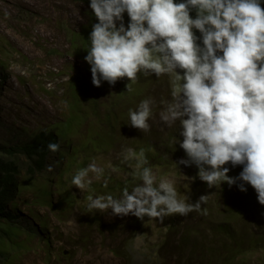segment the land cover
I'll list each match as a JSON object with an SVG mask.
<instances>
[{
	"label": "rangeland",
	"instance_id": "rangeland-1",
	"mask_svg": "<svg viewBox=\"0 0 264 264\" xmlns=\"http://www.w3.org/2000/svg\"><path fill=\"white\" fill-rule=\"evenodd\" d=\"M56 2L50 6L51 16L31 15L19 6L11 16L0 13V143L16 144L43 129H56L60 138L59 151L32 179L26 158L12 157L21 167L20 190L10 204L19 219L14 229L13 224L0 223V249L5 255L0 256V264H221L224 242L233 245L243 237L246 244L258 225L252 218L229 220L222 202L224 184L209 188L194 164H176L187 158L179 143L183 140L180 123L168 127L160 113L181 82L175 74H140L135 82L102 81L98 91L90 84H73V93L69 79L85 67L70 48L71 33L94 16L88 0ZM59 11L61 16L54 15ZM128 84L133 91H127ZM79 89L83 90L80 96ZM146 98L156 104L150 131L145 133L130 126L129 110H136ZM141 147L158 154L146 165L157 183L173 180L178 197L186 203L207 196L200 212L173 214L162 223L147 216L141 220L131 214L113 215L111 209L88 212L90 195L120 198L115 185L132 176L136 164L135 160L122 163V154L128 148L138 153ZM90 163L105 169L104 175L98 180L89 173L86 179L92 183L81 190L72 178ZM48 165L53 171H48ZM233 172L231 167L228 175ZM140 183L136 179L134 187ZM227 187L232 199L242 196L235 185ZM224 224L230 226L233 241L224 240L219 228ZM32 228L40 232L32 233ZM246 256L245 264H259V253Z\"/></svg>",
	"mask_w": 264,
	"mask_h": 264
},
{
	"label": "clouds",
	"instance_id": "clouds-1",
	"mask_svg": "<svg viewBox=\"0 0 264 264\" xmlns=\"http://www.w3.org/2000/svg\"><path fill=\"white\" fill-rule=\"evenodd\" d=\"M98 23L92 26L90 47L84 59L91 66L92 83L115 85L140 74L172 76L180 81L167 102L161 121L168 127L180 123V147L186 153L176 164L198 168L208 187L239 183L240 191L250 184L264 205V7L261 0H91ZM196 11V17L191 12ZM130 22L124 24V13ZM119 21V24L117 23ZM198 30L201 34L196 35ZM199 41H202L200 43ZM182 70V74L181 71ZM127 91L133 89L127 85ZM155 100H142L129 110L130 126L150 131ZM48 149L57 152L58 143ZM122 163L135 160L133 179L120 198L112 195L87 197L88 212L111 209L113 215L129 214L143 220L173 214L200 212L207 196L196 203L178 197L174 181L158 183L145 149L128 148ZM243 166L238 176L229 167ZM116 169H113L115 171ZM48 171L53 166L48 165ZM105 169L90 163L77 170L72 184L84 190L92 183L89 173L101 179ZM108 186V179H104ZM204 214L207 210L204 209Z\"/></svg>",
	"mask_w": 264,
	"mask_h": 264
},
{
	"label": "trees",
	"instance_id": "trees-1",
	"mask_svg": "<svg viewBox=\"0 0 264 264\" xmlns=\"http://www.w3.org/2000/svg\"><path fill=\"white\" fill-rule=\"evenodd\" d=\"M88 2L90 6L91 0H88ZM261 6L264 7V0H261ZM91 13L94 16V19L91 22L85 23L81 29L72 31L70 37V48H72L73 52L79 57L80 60H82L85 67L83 72H76L70 77L69 83H72L70 87L72 92L75 87L73 84H79L80 86L90 84V86L95 88V90L98 91L99 89V87L94 86L91 82V66L84 59V57L88 54V48L91 44L89 38L92 31V26L99 22L92 9ZM190 14L193 18L196 17L195 10H193ZM124 21V24H128L130 22L127 12L124 13ZM194 31L196 32L197 36L201 35L198 30L194 29ZM199 42L202 43V41ZM2 78L3 77L0 76V81ZM120 91H122V86L119 88V92ZM82 93L83 90L81 89L77 91L79 96L82 95ZM59 140V133L56 129H43L38 131L31 138L16 144L7 145L5 143H0V152L2 153L0 154V223L13 224L11 229H14V226L19 219L18 213H16L11 208L10 204L16 199L20 190L19 175L21 173V167L18 161L12 157L23 156L26 158V171L29 179H32V177L37 172L44 170L49 156L55 153L48 149V144H59ZM3 154L8 155L9 157L4 156ZM145 154L148 161L158 158V154L152 152L150 149H145ZM227 165L229 168L232 167L230 163ZM232 168L234 169V172L230 174L233 177L238 176L243 170L242 165ZM239 183H243V181H237V184H235L238 189ZM117 184L115 185L116 190L122 192V189L126 185L129 187V189L134 187L136 184V179H133V176H130L122 181H119ZM222 184H224L221 190V193H223L222 202L223 206L225 207L227 218L231 221H240L242 218H252L253 220L257 221L258 228L254 227L255 229L252 230L251 237L246 244L243 240V237H239L237 240L235 239V244L232 245L227 241L229 239L233 241V235L228 229L230 226H227L226 224L221 225L219 227L220 231L224 237V240L227 241L224 242L220 251L221 264H245L244 260H246V254L253 253H259V264H264V205L258 202L257 193L250 184H245L247 191H243L242 196L235 199H232L230 195H228V183L223 182ZM32 229V233H35V230L40 232L39 229ZM115 252L118 253L117 250H115ZM0 254L2 257L5 256L3 253H1V249ZM127 258L128 260L132 259L130 253H127Z\"/></svg>",
	"mask_w": 264,
	"mask_h": 264
},
{
	"label": "bare ground",
	"instance_id": "bare-ground-1",
	"mask_svg": "<svg viewBox=\"0 0 264 264\" xmlns=\"http://www.w3.org/2000/svg\"><path fill=\"white\" fill-rule=\"evenodd\" d=\"M59 1V0H58ZM67 2V1H66ZM56 0H0V13L13 15L15 13V7L19 6L23 10L34 14V13H45L48 16L53 15V11L51 10V5H54ZM56 7V6H55ZM19 9V8H18ZM17 10V9H16ZM20 10V9H19ZM24 12V11H23ZM55 12V11H54ZM56 13L54 15H60ZM63 12V11H62ZM61 12V13H62ZM75 12V11H74ZM44 14V15H45ZM39 15V14H38ZM66 15V14H65ZM77 16V14H75ZM74 15V16H75ZM3 16V15H2ZM34 16V15H33ZM73 16V17H74ZM40 17V16H39ZM53 17V16H52ZM51 17V18H52ZM31 18V17H30ZM48 18V17H47ZM57 18V17H56ZM76 18V17H75ZM58 23V22H57ZM3 30V28H1ZM5 32V31H4ZM7 33V32H6ZM45 40V39H44ZM50 40V39H49ZM20 45V44H19Z\"/></svg>",
	"mask_w": 264,
	"mask_h": 264
}]
</instances>
